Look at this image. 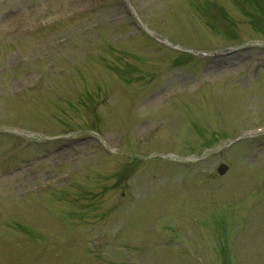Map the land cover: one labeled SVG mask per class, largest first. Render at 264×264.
Wrapping results in <instances>:
<instances>
[{
	"label": "rangeland",
	"instance_id": "obj_1",
	"mask_svg": "<svg viewBox=\"0 0 264 264\" xmlns=\"http://www.w3.org/2000/svg\"><path fill=\"white\" fill-rule=\"evenodd\" d=\"M128 1L0 0V264H264V0Z\"/></svg>",
	"mask_w": 264,
	"mask_h": 264
},
{
	"label": "water",
	"instance_id": "obj_2",
	"mask_svg": "<svg viewBox=\"0 0 264 264\" xmlns=\"http://www.w3.org/2000/svg\"><path fill=\"white\" fill-rule=\"evenodd\" d=\"M226 169H227V167L223 165V166L220 168L221 173H224Z\"/></svg>",
	"mask_w": 264,
	"mask_h": 264
}]
</instances>
